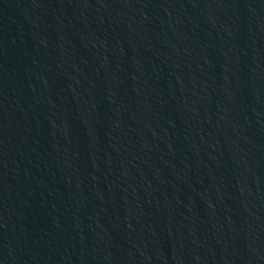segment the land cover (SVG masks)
<instances>
[{
  "label": "water",
  "instance_id": "95a60500",
  "mask_svg": "<svg viewBox=\"0 0 264 264\" xmlns=\"http://www.w3.org/2000/svg\"><path fill=\"white\" fill-rule=\"evenodd\" d=\"M0 264H264V0H0Z\"/></svg>",
  "mask_w": 264,
  "mask_h": 264
}]
</instances>
